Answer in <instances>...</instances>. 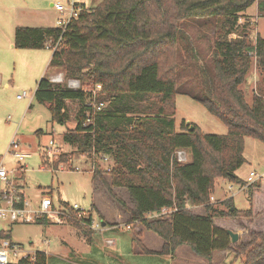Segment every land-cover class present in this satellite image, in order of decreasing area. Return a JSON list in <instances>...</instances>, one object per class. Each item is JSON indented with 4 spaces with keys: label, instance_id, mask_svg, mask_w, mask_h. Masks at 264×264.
<instances>
[{
    "label": "trees",
    "instance_id": "1",
    "mask_svg": "<svg viewBox=\"0 0 264 264\" xmlns=\"http://www.w3.org/2000/svg\"><path fill=\"white\" fill-rule=\"evenodd\" d=\"M255 1L101 0L93 7L79 1L80 12L66 28L15 27L16 47L44 48L58 42L51 48L49 66L59 67L65 78L80 85L54 83L46 73L37 82L35 99L47 105L61 124L70 118L68 100L79 102L76 124L63 133L64 142L79 153L113 157L112 183L127 187L134 201V220L164 239L159 253L173 254L188 244L207 260L214 251L227 249L241 258V264H264V228L251 227L246 239L233 243L228 230L214 222L219 216L254 220L264 214L254 212L251 199L246 209L236 208L232 198L219 205L210 200L216 177L242 181L235 170L244 162L245 136L264 142V83L253 91L251 103L241 88L253 60L264 71V37L257 32L253 39L239 22ZM258 12L264 16V0H258ZM193 18H206L216 27L210 58L201 62L183 27ZM184 41L196 60L195 81L188 88L178 83L176 64L165 65V54ZM98 84L95 101L104 102L101 109H95L92 91ZM177 92L202 102L226 123L227 132H202L185 119L176 128ZM143 99L150 103H136ZM180 149L190 152L189 160L179 161ZM71 159L60 153L52 162L47 156L42 161L57 169ZM93 170L109 187L102 170ZM260 184L258 180L248 185L251 195ZM200 204L203 214L191 209ZM165 206L173 209L167 217H149ZM75 226L90 241L92 229ZM0 233L10 237V231ZM9 264H47V253L36 250L34 260L22 257Z\"/></svg>",
    "mask_w": 264,
    "mask_h": 264
},
{
    "label": "rangeland",
    "instance_id": "2",
    "mask_svg": "<svg viewBox=\"0 0 264 264\" xmlns=\"http://www.w3.org/2000/svg\"><path fill=\"white\" fill-rule=\"evenodd\" d=\"M55 1L66 3V0H0V161L2 160L7 168L15 169L20 175L25 197L33 205L38 203L44 194H48L55 204L65 201L71 204L77 203L85 209H93L96 220L103 223L104 217L94 206L97 204L109 221H116H106L105 224L112 228L97 230L95 240L91 244L87 243L81 229L71 224H57L51 220L18 221L9 225L0 220V229L7 227L10 230L11 240L19 243L27 251H45L47 264H173L169 256L164 259L158 254L137 250L141 249L137 242L141 233L138 229L145 227L132 217L134 201L127 187L112 183L113 157L101 153L93 155L79 153L64 142L63 133L76 124L79 102L68 100L70 118L66 123L61 124L53 119L49 107L38 102L34 97L37 82L43 76L38 74V64L43 54L52 56L53 51L48 47L37 49L42 55L38 56V60L33 56V65L28 55L31 54L30 51L36 50L14 46L15 27L56 25L61 13L51 5ZM79 1L84 2L88 7H93L101 0ZM239 22L249 29L253 39L257 32L264 37V16L258 12V0L241 13ZM183 27L190 37L187 41L197 49L200 58V61L198 59L197 61L209 59L214 46L215 23L206 18H193L187 19ZM184 44L185 41L181 42L176 49L173 48L165 54V65L176 64L178 83L188 88L195 81L192 69L196 60L192 58L193 48L186 51ZM254 65L253 60L248 77L241 84L250 103L253 88L257 85L263 86L264 83V71L261 72L259 68H257L258 81L250 82L252 78L250 73H255ZM46 72L54 83L69 87L80 85L73 86L72 79L65 78L64 72L57 66H49ZM24 91L28 93L27 96L19 98L18 94ZM144 100L136 103L138 105L150 103ZM175 104L176 128L180 129V124L185 119L196 123L202 132L221 134L227 132L226 123L189 94L177 92ZM51 138H54L60 146V152L72 157L70 164L65 163L63 168L54 169L44 165L42 161L44 156L52 157L46 150ZM12 139L18 140L20 149L29 152L30 156L18 162L9 151ZM180 150L185 151V149ZM188 153L187 160L190 159V152ZM243 157L244 162L235 170V174L242 181H233L224 176L216 177L211 193L217 200L212 201L211 198L210 200L219 205L225 199L232 198L236 208L246 209L251 205V199L255 213L264 214V142L255 136H245ZM94 168L102 170L109 187L100 176L95 175ZM252 170L257 172L255 181L262 180L263 184H260L251 195L247 186L250 183L247 182ZM119 212L124 215L125 220L117 217ZM151 215L152 213L149 215L150 218L158 217ZM214 222L223 228L238 232L239 239H246L247 230L251 227L264 228V217L251 220L247 217L219 216L215 217ZM128 224L130 227L127 226ZM141 238L147 247L161 248L163 238L156 232L148 229L141 234ZM109 239L115 242H110ZM180 249H186V246ZM217 261L220 264L242 263L241 258H235L229 251L221 257L218 256Z\"/></svg>",
    "mask_w": 264,
    "mask_h": 264
},
{
    "label": "built area",
    "instance_id": "3",
    "mask_svg": "<svg viewBox=\"0 0 264 264\" xmlns=\"http://www.w3.org/2000/svg\"><path fill=\"white\" fill-rule=\"evenodd\" d=\"M53 6L61 13L57 18L56 26L62 28H66L70 19L77 16L81 9L79 0H66V3L55 1ZM57 45L58 42L54 44L51 42L47 43L48 48H55ZM72 80L71 84L73 86L79 84L78 80ZM100 87L101 85L98 84L92 90L95 109H101L104 105L103 101L99 103L95 101V92ZM27 94L28 93L24 91L23 93L18 94V97L21 98L27 96ZM90 119L91 117L88 116L87 121ZM46 150L48 151V154L52 156L51 158L48 157L50 162L58 158L59 154L62 153L60 152V146L56 143L54 138L50 139L46 146ZM9 151L14 155L18 162H21L25 160L26 157L30 156L29 152H25L20 149L19 141L16 139L11 140ZM177 157L181 161H185L188 158L187 154L183 150L177 151ZM64 166L65 164L63 162L59 164V167L61 168ZM50 167L52 166L50 165ZM20 168H23V166H20ZM255 176H257V173L253 170L250 171L248 182H254L257 179H255ZM211 198L213 199V196H211ZM172 210V208L165 206L162 207L160 211L152 213L151 216L169 214ZM41 217H44L46 220H51L57 224H71L73 226L81 225L92 230H101L104 228L103 224L99 220H96L93 209H85L77 203L71 204L66 202L55 204L51 196L44 194L38 203L33 205L32 202L25 197L22 182L20 181V175L15 171V169L7 168L1 160L0 220L6 222V225H9V223L12 222L37 220ZM127 226L130 227L129 224ZM1 231L8 233L10 230L5 227L0 229V232ZM109 241L112 242L113 240L109 239ZM35 253L36 251L31 252L23 249L19 243L12 241L9 236L0 233V264H9L11 262L18 261L22 257H29L34 260Z\"/></svg>",
    "mask_w": 264,
    "mask_h": 264
},
{
    "label": "crops",
    "instance_id": "4",
    "mask_svg": "<svg viewBox=\"0 0 264 264\" xmlns=\"http://www.w3.org/2000/svg\"><path fill=\"white\" fill-rule=\"evenodd\" d=\"M51 5H53V3H51ZM258 15V14H257ZM38 26H51V25H38ZM13 43H14V41H13ZM15 46V45H14ZM26 49H28V48H26ZM29 49H32V50H36V51H30L31 52V54H29L28 55V57H29V59L31 60V62H32V64L34 65V58H33V56L35 57V59L36 60H38V56H40V55H42L41 53H39V51L37 50V49H42V48H29ZM43 56V58H42V60L40 61V63L38 64V74H41V75H45L47 72H46V70L49 68V63H50V59H51V56H50V54H43L42 55ZM45 65H46V68H45ZM253 71L255 72V73H250V75H251V81L250 82H257L258 81V69H257V66H256V64L254 65V69H253ZM254 89L255 88H253V91H254ZM252 91V92H253ZM34 93H35V91H34ZM35 97V96H34ZM248 101V100H247ZM249 102V101H248ZM189 151L188 150H185V153L187 154V156H188V153ZM257 173V172H256ZM249 175H250V173H249ZM249 177V176H248ZM261 178H262V176H260ZM261 181V184H263V182H262V180H260ZM248 184H249V182H247ZM244 184H246L245 182H244ZM248 186V185H247ZM22 187H23V184H22ZM262 187V186H261ZM261 189V188H260ZM23 191H24V189H23ZM24 194H25V192H24ZM211 196H213V199L211 198ZM210 198L212 199V201H214V199H216L215 198V196L211 193V195H210ZM217 200V199H216ZM218 202V201H217ZM61 203H65V201H63V202H61ZM96 208H97V210L100 212V214H102V216L104 217V222L102 223L103 224V226H104V229H111L112 228V226H109V225H106L105 224V222L106 221H108V222H115L116 220H111V221H109L108 220V218H107V216H106V214H105V212H103V210L97 205V204H95L94 205ZM191 209L194 211V212H196V213H199V214H203V213H205V209H204V206L202 205V204H200V205H193V206H191ZM259 211V210H258ZM261 211V210H260ZM254 212H256L255 210H254ZM117 217H119V219H121V220H125V217H124V215L121 213V212H119V213H117ZM79 229V228H78ZM103 229V230H104ZM139 230H141L140 232V235L138 236L139 237V239L137 240V242H138V244L141 246V245H143V246H145V247H147L146 245H145V243L143 242V240H142V238H141V234L143 233V232H146V230H148V229H146V228H139L138 229V231ZM79 231V230H78ZM97 230H91V232H90V241H88V240H86L87 241V243L88 244H91L92 242H93V240H95V232H96ZM99 231H102V229L101 230H99ZM85 238V237H84ZM114 241V240H113ZM115 242V241H114ZM163 243H164V239L162 240V245H161V248H162V246H163ZM182 246H186V249H180ZM148 249H150L151 250V252H146V251H144L143 249H142V246H141V249H137L138 251H140V252H146V253H153V254H158L159 256H161V257H163L164 259L165 258H167V256H169L170 257V259L173 261L172 263L173 264H220L218 261H217V258H218V256L219 257H221L222 255H225L227 252H228V250L227 249H223V250H216V251H214V253H213V256H212V259L211 260H207L206 258H204V257H202V256H200V255H198L197 253H195L194 251H193V249L188 245V244H181L180 246H178L176 249H175V251H174V253L173 254H164V253H159L158 251L159 250H161V248L160 249H152V248H149V247H147ZM222 264V263H221Z\"/></svg>",
    "mask_w": 264,
    "mask_h": 264
},
{
    "label": "water",
    "instance_id": "5",
    "mask_svg": "<svg viewBox=\"0 0 264 264\" xmlns=\"http://www.w3.org/2000/svg\"><path fill=\"white\" fill-rule=\"evenodd\" d=\"M186 122H190V120H186ZM193 128H194V125L191 124L190 129H193ZM227 230H228L229 234L231 235L232 242L233 243L237 242L239 240V236H240L239 233L236 231H233L232 229H229V228Z\"/></svg>",
    "mask_w": 264,
    "mask_h": 264
}]
</instances>
